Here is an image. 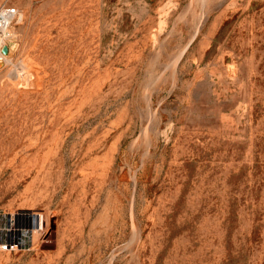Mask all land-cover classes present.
I'll return each mask as SVG.
<instances>
[{"label":"rangeland","instance_id":"rangeland-1","mask_svg":"<svg viewBox=\"0 0 264 264\" xmlns=\"http://www.w3.org/2000/svg\"><path fill=\"white\" fill-rule=\"evenodd\" d=\"M4 3L0 264H264V0Z\"/></svg>","mask_w":264,"mask_h":264},{"label":"built area","instance_id":"built-area-1","mask_svg":"<svg viewBox=\"0 0 264 264\" xmlns=\"http://www.w3.org/2000/svg\"><path fill=\"white\" fill-rule=\"evenodd\" d=\"M18 10L6 3L0 6V59L5 55L2 53L4 45L10 47L11 41L15 38L12 29L13 22ZM4 56V57H3ZM0 251L18 252L28 250L34 245V235L40 230L42 216L37 211L18 210L4 212L0 210Z\"/></svg>","mask_w":264,"mask_h":264},{"label":"water","instance_id":"water-1","mask_svg":"<svg viewBox=\"0 0 264 264\" xmlns=\"http://www.w3.org/2000/svg\"><path fill=\"white\" fill-rule=\"evenodd\" d=\"M9 52H10V49H9L8 45H4L3 48H2V53L4 55H8Z\"/></svg>","mask_w":264,"mask_h":264},{"label":"bare ground","instance_id":"bare-ground-1","mask_svg":"<svg viewBox=\"0 0 264 264\" xmlns=\"http://www.w3.org/2000/svg\"><path fill=\"white\" fill-rule=\"evenodd\" d=\"M2 43V40L0 39V44ZM4 57V56H3ZM8 57H9V55H8ZM1 58V57H0ZM5 58V57H4ZM1 60V59H0Z\"/></svg>","mask_w":264,"mask_h":264}]
</instances>
